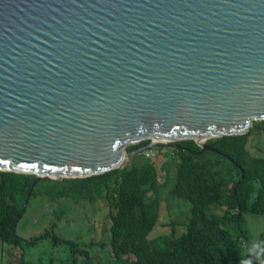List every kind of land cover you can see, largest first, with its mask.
I'll use <instances>...</instances> for the list:
<instances>
[{
  "label": "water",
  "instance_id": "1",
  "mask_svg": "<svg viewBox=\"0 0 264 264\" xmlns=\"http://www.w3.org/2000/svg\"><path fill=\"white\" fill-rule=\"evenodd\" d=\"M259 121L264 0H0V172L82 179L185 140L219 154L208 140Z\"/></svg>",
  "mask_w": 264,
  "mask_h": 264
},
{
  "label": "trees",
  "instance_id": "2",
  "mask_svg": "<svg viewBox=\"0 0 264 264\" xmlns=\"http://www.w3.org/2000/svg\"><path fill=\"white\" fill-rule=\"evenodd\" d=\"M258 131L264 134V121L254 122L244 135L208 140L219 154L200 153L192 140L151 150L163 155L171 152L160 166L163 181L145 153L134 156L123 168L75 180H41L34 185L32 175L0 172V244L18 253L21 243L16 226L30 193L27 204L32 198L44 200L53 218L62 213L56 209L58 204L106 202L108 242L93 247L70 241L64 264H100L86 246L92 251L107 248L110 264H264V156H254L247 149L249 137ZM173 163L176 170L170 179ZM167 189L189 205V217L180 235L174 231L177 224L171 223L169 234L151 237L159 220L161 194ZM250 217L262 225L253 234L246 226ZM46 236L42 233L33 239ZM19 254L15 256L22 262L17 264H28Z\"/></svg>",
  "mask_w": 264,
  "mask_h": 264
},
{
  "label": "rangeland",
  "instance_id": "3",
  "mask_svg": "<svg viewBox=\"0 0 264 264\" xmlns=\"http://www.w3.org/2000/svg\"><path fill=\"white\" fill-rule=\"evenodd\" d=\"M247 149L254 156H264V134L259 131L253 133L248 139ZM163 153L156 150L145 153L159 169L160 175L163 173L160 170L161 164L166 163L171 157V152H166L165 155ZM175 170L176 163H173L170 165V179L174 177ZM161 176L160 181H163L165 176L163 174ZM27 205L23 211L25 212L23 217L16 226V234L21 243L17 250L20 253L19 256H23V262L28 264H64L69 258L70 241L77 242L76 245L91 243L93 247L108 242L110 219L105 200H99L98 203L90 205L86 203L58 204L56 209L62 213H56L55 218L49 217L44 200L32 198ZM187 217H189V205L170 195L168 189L163 191L159 220L150 236L169 234L172 231L171 223L177 224L174 231L176 235H180L184 232L183 224L187 221ZM248 219L250 220H247L246 226L253 234L262 225L259 226L257 223L259 220L255 221L252 217ZM42 233H46L47 236L38 241L33 239ZM86 247L85 249L90 252V255L96 253L94 258H98L100 264H110L107 248H103L101 251L94 248L96 251L94 249L92 251ZM16 253L17 251L14 252L12 247L0 244V264L22 262L19 260L21 257L18 259L15 256L18 254Z\"/></svg>",
  "mask_w": 264,
  "mask_h": 264
},
{
  "label": "clouds",
  "instance_id": "4",
  "mask_svg": "<svg viewBox=\"0 0 264 264\" xmlns=\"http://www.w3.org/2000/svg\"><path fill=\"white\" fill-rule=\"evenodd\" d=\"M246 264H248V262H246Z\"/></svg>",
  "mask_w": 264,
  "mask_h": 264
}]
</instances>
